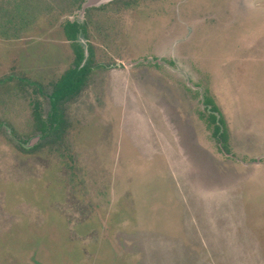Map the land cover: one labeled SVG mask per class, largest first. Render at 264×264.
<instances>
[{
	"label": "rangeland",
	"instance_id": "374dc122",
	"mask_svg": "<svg viewBox=\"0 0 264 264\" xmlns=\"http://www.w3.org/2000/svg\"><path fill=\"white\" fill-rule=\"evenodd\" d=\"M87 1L0 0V264H264V0Z\"/></svg>",
	"mask_w": 264,
	"mask_h": 264
},
{
	"label": "trees",
	"instance_id": "16d2710c",
	"mask_svg": "<svg viewBox=\"0 0 264 264\" xmlns=\"http://www.w3.org/2000/svg\"><path fill=\"white\" fill-rule=\"evenodd\" d=\"M63 31L67 41L72 44L74 59L72 66L52 85L49 96L51 112L42 119L38 111L39 106L35 108V125L42 137L48 135L61 137L65 132V105L82 93L95 64L91 48H88L90 57L86 59L85 49L77 42L78 37L87 35L86 24L67 21ZM206 105H210L211 113L207 115V120L209 125H212V135L216 140L222 141V147L227 150L224 142L225 132L222 131L225 123L222 119H217L216 114H219V111L216 106L208 100Z\"/></svg>",
	"mask_w": 264,
	"mask_h": 264
},
{
	"label": "water",
	"instance_id": "95a60500",
	"mask_svg": "<svg viewBox=\"0 0 264 264\" xmlns=\"http://www.w3.org/2000/svg\"><path fill=\"white\" fill-rule=\"evenodd\" d=\"M104 1H106V0H88L86 5L84 6L83 10H86L87 8H89L91 6L99 4V3L104 2ZM35 141H36V139H34L33 141H30L29 147H31Z\"/></svg>",
	"mask_w": 264,
	"mask_h": 264
}]
</instances>
